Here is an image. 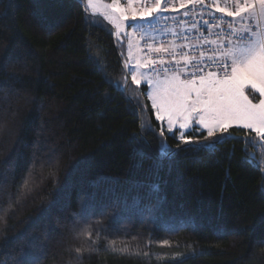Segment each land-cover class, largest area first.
<instances>
[{"label":"trees","instance_id":"trees-1","mask_svg":"<svg viewBox=\"0 0 264 264\" xmlns=\"http://www.w3.org/2000/svg\"><path fill=\"white\" fill-rule=\"evenodd\" d=\"M113 31L91 23L81 0H0V207L13 204L0 264L25 254L36 264H264L262 177L245 145L226 137L212 152L161 160L158 136L133 140L142 119L163 125L143 95V114L126 98L130 80L127 94L112 86L127 58ZM78 215L82 227L103 222L80 259Z\"/></svg>","mask_w":264,"mask_h":264},{"label":"snow or ice","instance_id":"snow-or-ice-1","mask_svg":"<svg viewBox=\"0 0 264 264\" xmlns=\"http://www.w3.org/2000/svg\"><path fill=\"white\" fill-rule=\"evenodd\" d=\"M81 3L85 16L91 23H97L102 18L115 26L117 31L114 35L123 32L125 38L130 35L127 30L148 36L147 29L155 32L156 25L161 20L169 19L176 24L179 31L167 29L166 32L177 39L187 40L189 37L185 32L195 30L196 39L209 46L200 52L199 58L183 51L177 53V47L183 49L188 45L173 44L170 54L175 64L165 65L163 59L147 61L148 65L159 63L166 73L171 70V76L165 77L166 85L163 88H157L155 94L151 90L146 94L151 101L156 121H166V126L157 128L150 119H142L140 132L134 134L133 140L138 144H146V133L158 136V153L161 160H172L180 151L212 152L226 137L240 140L245 145L243 159L260 172L264 190V0H123L125 7L120 6L122 0H110V3H106V0H81ZM186 5H210L221 15L217 16L209 11L208 19L196 22L185 19L189 17L191 9L184 11L182 17L168 15L170 12L178 13ZM204 12L205 9L201 8V17ZM153 21H156V24H153ZM189 23L190 28H185L184 25ZM204 31H207V36ZM211 36L216 39H209ZM145 43L149 48L152 47L147 44V40ZM153 51L169 52V48L162 46L154 48ZM209 52L211 55H206ZM177 55L179 59L176 58ZM137 64L140 67L146 66L140 61H137ZM125 67V75L112 86L127 94L130 90L127 79L129 75L133 84L140 85L142 81L137 76L136 68L128 66L127 63ZM154 70L159 73L161 69ZM182 75L187 78L181 79ZM141 76L146 74L142 73ZM193 77H198V84L197 79ZM143 82L149 83L146 78ZM256 93H259V98L255 96ZM140 95L143 93L133 90L132 95H127L126 98L134 101L143 114L147 105L141 104ZM255 99H258V102L254 103ZM233 132L244 134L237 137ZM169 137L178 141L175 149L167 143ZM250 148L256 151H249ZM27 187L28 179L25 178L20 188ZM151 190L159 192V185H152ZM11 199L10 196L7 209L0 207V213H3L0 215V222L6 223L5 216L13 207ZM84 210H88L86 204ZM148 210L151 211V205ZM81 219L82 216L78 215L73 220V229L77 238H86L87 246L82 244L73 249L77 259L82 258L83 253L95 250L94 246L100 239L98 229L103 223L97 220L94 224L82 227ZM93 230H96L95 239L92 238ZM115 243L109 241L108 246L112 247ZM162 243L168 244L169 241L164 240ZM112 250L133 254L128 246L120 249L112 247ZM135 254L148 256L139 246ZM3 264H36V261L25 254Z\"/></svg>","mask_w":264,"mask_h":264},{"label":"built area","instance_id":"built-area-1","mask_svg":"<svg viewBox=\"0 0 264 264\" xmlns=\"http://www.w3.org/2000/svg\"><path fill=\"white\" fill-rule=\"evenodd\" d=\"M222 7L224 6L223 4L221 5ZM179 7V6H177ZM229 7H231V5H229ZM204 8L205 12L204 15L201 17L200 15V9ZM191 9L192 11L190 12L189 17H186L185 19L189 20L190 22H196V21H200L201 19H208V15L207 13L209 11H211L214 15H221L220 13H216L215 12V8L210 6V5H186L184 9H181L178 13H168V15L170 16H183V12L187 11ZM225 19H231L230 17H225ZM153 24H156V21H153ZM157 31L152 32L151 29H147L148 31V36H144V33H140V32H131L130 33L133 37V39L137 42L138 44V49L141 53V56L144 58L145 63H146V68L148 71L149 76L152 79H158L160 77H164V76H168L171 75V70H169V72H164L162 70V67L159 63L157 64H152V65H148L147 61L148 60H155V61H160L161 59H163L165 61V65L167 64H175V60L172 59L171 56V46L174 45H181V44H185L188 45V47H185L183 49H180L179 47H177L176 51L177 53L183 51L188 53V55L192 56L195 55L196 57L199 58L200 56V52L202 50H204L205 48L209 47L206 44H203L202 42L198 41L196 39L197 33L195 32V30H191L188 32H185V35L189 37V39L187 40H180L177 39L175 36L169 34L166 32L167 29H176L177 31H179V29L176 28V24L169 19L168 21H163L161 20L157 25ZM199 26V25H198ZM185 28H190V23L184 25ZM219 29H216V31H218ZM204 35L207 36L208 33L207 31H204ZM141 37H144L143 39ZM151 37V38H149ZM154 38V39H152ZM209 39H216L215 36H211L209 37ZM147 40V44H150L152 47L149 48L145 41ZM167 47L169 48V52H164L161 51L159 53L153 51L154 48L157 47ZM206 55H211V53H207ZM177 59H179V55H177L176 57ZM181 66H183V61H181ZM190 67V66H189ZM154 69H161L159 71V73H157V71H155ZM207 70H215V69H207ZM204 73H201V75H203ZM187 76L182 75L181 79H186ZM194 79L198 80V77H193Z\"/></svg>","mask_w":264,"mask_h":264},{"label":"rangeland","instance_id":"rangeland-1","mask_svg":"<svg viewBox=\"0 0 264 264\" xmlns=\"http://www.w3.org/2000/svg\"><path fill=\"white\" fill-rule=\"evenodd\" d=\"M106 3H110V1H106ZM121 7H125L126 5L123 3V0H122V3H121V5H120ZM257 8H259V6L257 5ZM114 15H118V14H115L114 13ZM114 26V25H113ZM115 27V26H114ZM117 31V30H116ZM129 33H130V31L129 30H127ZM131 34V33H130ZM118 38H119V40H122L123 38H124V35H123V32H120L119 34H118ZM129 38V36L127 37V39ZM134 53H135V60H134V62L132 63V64H130V62H127V64H128V66H130V67H133V68H136V71H137V76L138 77H140L141 78V84L140 85H136V84H133V85H135V90L136 91H138V92H141L140 90H141V86L142 85H145L146 86V89L143 91V96L148 100V98H147V92L148 91H152L154 94H155V92L157 91V88H163L165 85H166V81H165V77L166 76H164V77H160V78H158V79H152L150 76H149V74H148V71H147V68H146V66L145 67H140V66H138V64H137V61H140L141 63H143V64H145L146 65V63H145V60H144V58L141 56V54H140V52H138V50L137 49H134ZM146 74V76H141V74ZM171 75H168V77H170ZM147 79L148 81H149V83H147V84H145L143 81H144V79ZM128 80H130L131 81V76L129 75L128 76ZM198 80H197V84H198ZM255 96L257 97V98H259V93H256L255 94ZM194 98V97H193ZM148 102H149V105H150V107H151V101L150 100H148ZM253 102L255 103V102H258V99H255V100H253ZM153 114H154V112H153ZM154 117H155V114H154ZM163 126H166V121H159Z\"/></svg>","mask_w":264,"mask_h":264},{"label":"crops","instance_id":"crops-1","mask_svg":"<svg viewBox=\"0 0 264 264\" xmlns=\"http://www.w3.org/2000/svg\"><path fill=\"white\" fill-rule=\"evenodd\" d=\"M130 31V30H129ZM124 39H126V41H127V58H126V63L127 62H130V64H132L133 62H134V60H135V53H134V49H137L138 50V52H140L139 51V49H138V44H137V42L133 39V37H132V35L130 34L129 35V38L127 39V38H125L124 37ZM129 44L131 45V47L129 48ZM141 54V53H140Z\"/></svg>","mask_w":264,"mask_h":264},{"label":"water","instance_id":"water-1","mask_svg":"<svg viewBox=\"0 0 264 264\" xmlns=\"http://www.w3.org/2000/svg\"><path fill=\"white\" fill-rule=\"evenodd\" d=\"M116 32V31H113V33ZM116 37V35H114V38Z\"/></svg>","mask_w":264,"mask_h":264}]
</instances>
